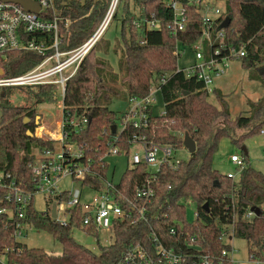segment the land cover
Wrapping results in <instances>:
<instances>
[{"label":"trees","instance_id":"trees-1","mask_svg":"<svg viewBox=\"0 0 264 264\" xmlns=\"http://www.w3.org/2000/svg\"><path fill=\"white\" fill-rule=\"evenodd\" d=\"M171 0H118L112 18L120 22L119 72H114L98 52L110 49L109 42L100 44L102 37L85 55L77 72L68 80L64 95L65 112L89 119L78 133L67 127L69 140L77 141L84 150L81 162H91L98 175H107L108 163L102 156L111 147L129 150L134 134L143 132L148 138L164 145L182 147L181 134L186 132L196 142V151L176 168L162 165L150 172L145 163L128 166L118 187L125 196L134 198L137 187L150 184L155 196L146 212L147 221H115L109 245H99V252L78 243L72 236V228L78 227L96 237L99 232L92 225L82 224L80 207L71 213L68 223L61 224L50 216L40 214L34 203L30 204L27 220L36 230L49 232L63 248L61 254L51 255L42 248L28 247L14 236L9 220L0 215V251L9 247L8 257L12 264H117L127 250L141 243L154 250L151 233L155 232L165 246L188 255L187 264H201L202 257L212 264H234L230 255L222 251L232 250V245L222 238L225 227L232 226L233 236L248 242L250 258H264V173L253 167L247 157L239 171L238 180L221 173L213 166V155L219 140L228 136L241 146L244 140L260 133L264 126V94L256 102H249L246 114L231 117L224 96L214 89L220 102L217 107L208 100V90L195 76L186 77L183 69L164 67L154 63L150 48L191 46L203 34L201 6L193 0H175L185 9L187 24L182 30L174 29L175 10L168 5ZM201 2L210 0H200ZM225 11L212 22L213 33L224 32L228 45L244 46L246 54L239 58L245 68L255 70L264 90V0H225ZM62 17L70 24L62 28V48L72 49L85 42L98 28L109 10L111 0H56ZM226 17L230 23L222 28ZM156 21L158 26H151ZM106 32V31H105ZM42 56L32 52L12 51L6 63L7 74H19L35 66ZM173 62L170 63V65ZM176 65V64H175ZM164 79L162 82L158 80ZM157 83L164 101V112L151 114L148 108L149 126L139 129L128 124L120 133L112 129L121 115L109 107L113 97L124 93L126 97L145 98ZM0 88V172L10 173L25 188L33 187V174L29 163L35 153L48 147L50 142L35 135L40 125L35 108L19 107L6 99ZM19 98V103L40 105L54 97V87L12 89L8 97ZM14 98V97H13ZM25 118L29 121L25 122ZM222 118V124L216 122ZM55 120L45 121V130L55 131ZM49 124V127H46ZM244 129L238 133L237 130ZM31 131L33 135H29ZM41 129L38 130V134ZM128 154V152H127ZM246 155V154H245ZM98 184L96 177L84 183ZM5 190H0L3 195ZM64 193V194H63ZM60 198H65L63 192ZM195 202L197 210L193 220L187 217V202ZM208 203V210L203 205ZM0 205H5L4 202ZM258 206L260 212L247 217V212ZM174 228L175 233L171 232ZM98 240V239H97ZM98 242V241H97ZM99 243V242H98ZM189 244H192L189 245ZM161 264V263H158Z\"/></svg>","mask_w":264,"mask_h":264},{"label":"built area","instance_id":"built-area-1","mask_svg":"<svg viewBox=\"0 0 264 264\" xmlns=\"http://www.w3.org/2000/svg\"><path fill=\"white\" fill-rule=\"evenodd\" d=\"M33 1L40 5L38 12L27 10L19 2L0 0V88L8 93L9 90L20 88L57 87L56 99H48L54 102L49 105L48 109L41 105L27 106L35 108L36 113L39 114L40 125L36 128L35 135L50 142V145L36 152L35 158L29 163L33 174L32 188L22 186L20 184L22 182L12 177L10 173L0 172V190H5L3 195H0V203H5V205H0V215L9 220L7 225H13V236L18 241L26 229L31 231L35 228L27 220V217L28 209L30 204L34 203L36 194H43L45 200L50 201L47 204V210L38 212L50 216L61 224L69 222L71 213L77 206L80 207L82 224L92 225L98 232L100 230L112 231L115 221H147L146 212L150 200L155 196V189L148 183L135 189L134 198L125 196L118 187L119 180L114 182L112 178L108 179V175H98L91 168L90 160L85 163L79 161L84 150L77 144V141L69 140L70 132L67 127H73L74 132L78 133L82 127L86 126L89 119L85 113L81 115L69 114L65 112L64 108L67 82L77 72L85 55L107 30L118 0H113L95 32L81 45L72 49L62 48V28H67L70 20L62 17L56 0ZM191 3L202 8L200 0H193ZM168 5L175 10L174 29H184L187 24L185 9L175 0L168 2ZM215 12V17L203 16V34L192 44L196 63L190 68H179L175 65L177 70L183 69L186 77L195 76L202 81L208 92L212 91L215 80L226 73L230 61L239 59L246 54L244 46L238 48L228 45L225 42L223 31L213 33L212 22L222 14L218 8L215 9ZM150 25L158 26V23L152 21ZM16 50L40 54L42 59L27 71L13 75L7 74L5 64L9 62V53ZM171 51V56L167 57V61L174 62L175 60L176 64L185 50L176 46ZM162 81L164 79L157 82ZM128 99L136 102V105L117 120L118 123L115 124V133L117 134L128 124L139 129L149 126L150 93L142 99L132 97H128ZM53 119L55 120L53 123L55 131L45 130V121L51 123ZM46 127L48 128L49 124H46ZM39 129H41L40 134H38ZM262 132L264 133V130ZM181 136L184 139V134ZM129 142L132 145L142 146V152H135L131 155L130 166L145 163L150 172L159 170L162 165L176 168L181 162L175 156L177 151L179 149L187 150L184 144L182 147L160 144L148 138L147 134L143 132L134 134ZM127 152L129 154V150L120 149L118 146L111 147L102 156V160L107 161V157L111 154L125 153L128 155ZM231 161L240 167L243 165V158L238 154H233ZM66 176L79 180L82 186L93 190L95 195L92 201H82V188L57 190L58 182ZM228 176L234 179L233 174L230 173ZM90 177H96L98 184L84 183V180ZM63 192L67 194L62 199L59 195ZM54 204L56 207L55 217L52 216ZM60 212L66 216H60ZM253 215L255 212L251 209L248 210L247 217L250 218ZM171 232L175 233L174 228L171 229ZM232 237V226L225 227L222 238L228 242ZM151 239L154 241V250L148 245L137 243L127 250L123 259L117 264H187V254L165 246L155 232L151 233ZM189 245L192 246V244ZM8 250L9 247H5L0 251V264H12L9 262ZM231 251L224 249L222 253L225 256H231ZM201 262V264H212L206 257H202Z\"/></svg>","mask_w":264,"mask_h":264},{"label":"rangeland","instance_id":"rangeland-1","mask_svg":"<svg viewBox=\"0 0 264 264\" xmlns=\"http://www.w3.org/2000/svg\"><path fill=\"white\" fill-rule=\"evenodd\" d=\"M113 0H111V7ZM206 4V5H205ZM226 1L225 0H210L202 2L201 13L203 16L215 17V9H220L221 12L225 11ZM120 22L115 18H112L110 24L100 41V44L109 42L110 49L108 52L101 50L98 55L103 57L111 69L119 72L118 59L120 57V49L117 53L113 51L115 44L120 40ZM180 49H184V53L176 61V65L179 68H190L196 63L195 51L191 46H180ZM171 49L169 47H158L150 48L148 55L154 63H158L160 66L173 67L175 66V60L170 65L172 61H167V57L171 56ZM257 75L255 70L245 68L242 66L239 59L230 61L229 67L226 73L222 77H218L212 86V91L209 93L208 100L214 103L217 107L221 104L216 98V93L213 92L217 89L221 93L228 104V109L231 117H235L240 114H246L250 108L249 102H256L260 99L264 90L262 87L254 89L252 86L250 77ZM256 78V77H255ZM257 79V78H256ZM158 83V82H157ZM157 83L153 85L150 91L151 99V114L160 115L164 112V101L161 94V90L157 87ZM6 99L10 100L11 104L19 107H27L29 105L24 103H19V98L13 96L12 99L8 97V93L5 94ZM52 100V99H51ZM54 103L53 101L42 102L41 106H46L48 109L49 105ZM56 103V101H55ZM136 105V102L130 101L124 93H121L118 97H113L111 102H109V107L118 112L129 111ZM34 106V105H32ZM36 106V105H35ZM34 106V107H35ZM46 109V111H47ZM48 112V111H47ZM118 123V122H117ZM222 118L217 120L216 124L221 125ZM120 129V126H118ZM264 130V126H263ZM238 133L244 132V129L237 130ZM135 152H142V146L139 144H133L129 149V154H111L107 157V162L109 164L108 179H113L114 182L120 180L123 172L128 166L131 165V155ZM233 154H238L241 158L247 157L249 163L256 169L264 173V133L260 132L252 136L247 137L241 146L235 145L228 136L222 137L217 146V150L213 155V166L218 169L223 174H233L234 180H238L240 166L232 163L231 156ZM246 154V155H245ZM190 152L185 149H179L176 153V158L178 160H186L190 157ZM78 187L83 189L82 201L90 202L92 201L95 192L91 189H87L82 186L81 182L77 179H73L71 176L63 177L58 182L57 190H73V188ZM49 200H45L43 194H36L34 197V206L39 212L47 210ZM187 217L193 220L195 217V212L197 210V205L195 202H187ZM53 213V209H52ZM60 216H66L64 213L60 212ZM72 236L74 240L84 246L92 249L95 252H99V245L106 246L112 243L113 236L112 231L100 230L99 236L96 237L88 232L82 230L78 227L72 228ZM98 239V240H97ZM19 241L26 244L28 247L42 248L45 252L51 255H60L62 251V244L60 241L52 234L44 230H27L23 232V235L19 238ZM99 243H98V242ZM228 242L232 245L231 256L234 264H264V258L252 259L248 253V242L244 238L233 236L229 238ZM264 251V249L260 250Z\"/></svg>","mask_w":264,"mask_h":264},{"label":"water","instance_id":"water-1","mask_svg":"<svg viewBox=\"0 0 264 264\" xmlns=\"http://www.w3.org/2000/svg\"><path fill=\"white\" fill-rule=\"evenodd\" d=\"M5 1H15V2H19L21 3L27 10H31V11H34V12H38L40 10V5L33 1V0H5ZM230 23V17H226L222 24H221V27L224 28V27H227ZM29 121L28 118H25V122ZM113 131L115 132V129H116V126L113 125L112 127ZM28 134L29 135H33V133L31 131H28ZM183 144L184 146L187 148V150L190 152V154H193L195 151H196V142L195 140L190 136L189 133H185L184 134V139H183ZM203 207L208 210V203H205L203 205ZM251 210H253L256 214H258L260 212V208L258 206H253L251 208ZM52 216L55 217L56 216V207H55V204L53 206V213H52Z\"/></svg>","mask_w":264,"mask_h":264},{"label":"crops","instance_id":"crops-1","mask_svg":"<svg viewBox=\"0 0 264 264\" xmlns=\"http://www.w3.org/2000/svg\"><path fill=\"white\" fill-rule=\"evenodd\" d=\"M221 77H222V76H221ZM255 77H256L257 79H256ZM250 80H251V82H253L252 86L254 87V89L257 88V89L259 90V88L262 87V86H261V83H260V81H259V79H258L257 76H254V77L252 76V77H250ZM260 89H261V88H260ZM124 112H126V111H124ZM107 163H108V162H107ZM232 163H233V162H232ZM108 170H109V164H108ZM108 170H107V174H108Z\"/></svg>","mask_w":264,"mask_h":264},{"label":"bare ground","instance_id":"bare-ground-1","mask_svg":"<svg viewBox=\"0 0 264 264\" xmlns=\"http://www.w3.org/2000/svg\"><path fill=\"white\" fill-rule=\"evenodd\" d=\"M48 87H51V86H48ZM52 87H54V86H52ZM56 94H57V87H54V97H52V100L56 99L55 98Z\"/></svg>","mask_w":264,"mask_h":264}]
</instances>
